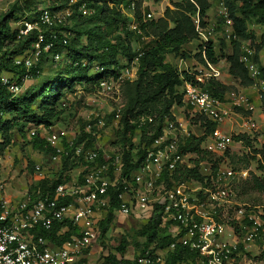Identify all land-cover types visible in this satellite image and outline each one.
<instances>
[{
  "label": "built area",
  "instance_id": "1",
  "mask_svg": "<svg viewBox=\"0 0 264 264\" xmlns=\"http://www.w3.org/2000/svg\"><path fill=\"white\" fill-rule=\"evenodd\" d=\"M74 1L68 0V5ZM138 1L145 21L162 17L163 10L173 9L174 4L180 0H158V3H165L164 9L160 11L151 9V0ZM207 1L210 8L215 9L216 18L206 16V24L201 26L198 13L192 17L197 33V40L193 43L200 45L197 51L201 54L203 64L197 62V68H192V71L186 69L199 85L180 77L182 106L172 107L170 117H165L161 123L159 135L149 143L142 140L141 129L154 124V118H139L133 143L136 153L142 152V160L135 170L123 174L122 150L117 149L112 157L107 154L108 147L115 139V130L121 128L124 107L122 87L125 81L136 79L135 66L131 74L121 70L116 76H103L97 81L86 98L87 112L83 123L75 131L56 130L43 124H30L26 128L29 139L38 138L51 149L49 155L54 163L61 164L62 159L77 162L80 168L77 175L79 179H64L42 193L39 183L49 177L41 165L36 164L32 176L35 181L32 192L34 196L26 193L13 202L5 195V178L0 173V264H75L81 261L99 238L100 223L105 221L111 205L110 189L118 191L115 194L118 205L112 211V221L104 241L108 239L111 225L118 218L133 222L135 229H139L148 222L156 207L157 213H160L159 228L170 240L163 247L154 242L147 248L141 247L134 251V258L129 259L133 264H169V255L178 247L186 250L190 257L175 264H260L254 252L264 249V244H261L264 234L262 210L256 207L260 211H255V207L239 204L228 214L226 209L235 198L232 185L227 181L232 171L221 165L213 168L205 160L195 163L197 155L184 150L191 136H203L200 149L218 159L223 158L221 161L224 162L228 160L225 157L228 152L245 147L242 140H236L233 136H249L248 132L264 131V113L259 115V124L252 117L234 110L239 107L252 112L253 106L247 103L243 95L228 93V97L220 101L200 86L209 79L219 80L221 76L217 64L206 58V46L215 39L229 43L234 38L224 0ZM135 3L129 1L127 7L123 4L117 7L131 19L133 31L137 27ZM79 10L90 13L91 9H86L82 4ZM70 14L69 8L58 11L44 8L39 12L37 20L24 23V29H19V35L22 36L32 29L37 30L36 40L30 48L12 57V63L25 71L21 80L29 79L30 69L38 64L40 67L41 55L47 54L54 45L56 36L51 35V40L45 43L40 25H61ZM67 36L64 34L63 45L67 43ZM241 51L240 62L249 76L255 78L259 70L252 60V51L245 45H242ZM51 55L54 62L63 57L62 52ZM80 65L89 66L94 73L105 70L87 60H82ZM40 74L39 69L36 75ZM17 80L18 75L15 73L2 72L0 88L4 87L13 97L19 95L23 86ZM195 117L216 126L208 134L196 136L189 124ZM225 122H229L231 128L235 125L237 131L231 129L225 132L220 126ZM81 133L84 134L83 139L77 142ZM152 134L147 131L145 137H152ZM255 140L264 146V136L259 135ZM195 167L202 177L201 181L173 180L176 171ZM239 175L246 178L248 170H241ZM59 224L63 226L55 231V226ZM68 225L72 231L59 244L44 236V233L55 231L54 237H61L63 232H69Z\"/></svg>",
  "mask_w": 264,
  "mask_h": 264
},
{
  "label": "trees",
  "instance_id": "2",
  "mask_svg": "<svg viewBox=\"0 0 264 264\" xmlns=\"http://www.w3.org/2000/svg\"><path fill=\"white\" fill-rule=\"evenodd\" d=\"M109 1L112 4V7L110 8L107 3L98 5L96 0L87 5V7L93 11V15L91 17L103 18L109 31H114L118 29V24H122L126 19H128L131 23V19L123 15L117 9L118 5L123 4L124 7H127L129 1H135L134 18L137 23V27L135 31L132 30L127 33V38L135 36L140 43V48L136 55V79L133 81H125L122 87L124 107L122 110V130L119 136V141L124 143L127 140V135L130 137L134 133L139 118L149 116L154 118V124L147 127V131L153 133L152 137L146 138L145 135H142V140L149 143L153 137L159 135L161 123L165 117H170L172 107L182 106V92L180 90L182 81L180 77H182L185 81L192 82L194 85H199L186 70L178 71L175 65L170 64L165 59L166 55L172 54L175 58L186 59L192 57L198 63L203 64L199 51L191 56L190 52L184 50L183 48L185 45L193 43L197 40V33L192 17L198 13L201 26H205L206 23L204 22V18L207 16L210 4L207 0H180L174 4L173 9L166 8L162 17L155 20L144 21L140 11V1L127 0V3L125 4L121 0ZM83 3L84 1L78 0L71 6L79 8L78 6ZM57 4L58 6H56ZM224 4L227 7L230 27L234 34V38L229 42L230 53L227 55L224 54L225 43L222 39H217L216 42H210L206 46L205 55L207 60L211 63L217 64L219 58H225L228 62V74L236 81L239 87H252L255 85V78L249 76L246 68L240 62V57L242 55L241 47L242 45H245L252 51V60L258 66L259 70L258 78L262 79L264 83V69L260 65L259 57L261 50L264 48V0H224ZM71 6L68 5V0H53L52 5L46 8L49 11H58L66 8L71 9ZM71 15L72 13L66 18V20ZM35 20H37V18ZM249 21L261 27L263 26V31L259 41H257L255 32L248 28ZM64 25L65 23L52 27L40 25V30L45 36V43L51 40V35L56 36V39L53 40L54 45L47 54L60 53L67 49L65 53L66 57L74 64L72 70L77 74L80 73L81 75L77 76L76 79L78 78L79 81L83 79L89 81L92 86L91 89H93V86L101 77L110 75L116 76L120 73L123 67L119 63V57L128 58L129 60L133 57L128 45L121 43L120 36L117 37L118 41L116 43L113 45L109 43L102 44L101 49H95L96 51H94L93 54L85 53V48H81L80 50H76L74 47L70 48V40L68 36L67 43L63 45L62 40L64 39V34L67 35V33H64L63 31L65 29ZM21 28L24 29V26L22 25L20 29ZM137 31H139V33ZM82 34L87 36L89 44H99L101 41V38L95 34L94 30L89 29L88 31H83ZM36 37L37 30L35 29H32L24 36L19 35V28H16L14 32L11 31L8 24H3L0 30V72L15 73L18 75V84L24 76L25 71L12 63V57L19 55L30 48V46L35 42ZM7 41H10V43L13 44L11 45V49H4V42ZM199 46L200 45H197V50L200 49ZM45 55L46 54L43 53L41 57L43 58ZM71 55L74 57H71ZM82 60H87L89 63H97L105 70L102 73L91 72L89 66L82 67L80 65ZM39 69V64L30 69L28 72L29 78L39 77V75H36V71ZM74 81L75 80L72 79V83ZM61 84V81L58 80V83H56V80H54L50 85L60 87ZM200 86L213 98L220 101H222L228 93L238 94V90L235 87L232 85H226L219 80L209 79ZM68 87L70 88L71 85L68 84ZM55 91V94H53L54 91L50 92L47 97L48 100H54L55 96H61L60 90L56 89ZM12 98H14L12 94L4 87L0 88V129L6 128L7 130H10L13 128V125H11L9 121L10 117L8 114L9 102L12 101ZM32 101L33 97L29 100V102ZM234 109L244 115L250 114V112L244 111L239 107H235ZM36 118L42 120L44 115ZM31 124H43L45 126H50L40 121H35ZM215 126L216 125L213 123H208L205 129V135L212 131ZM83 135V133L78 135L77 142H80L83 139ZM234 138L236 140H242L246 146L251 147L252 140L249 136L242 134ZM33 140L43 142L38 138H34ZM203 140V136H191L185 145L184 150L195 153L197 157L201 159L213 156L200 149V145ZM50 151L51 149H49V153ZM252 154H261V167H263L264 146L260 150L253 149ZM241 158L236 157L235 155L229 156V160L233 165L240 161L243 163L244 168L247 169L249 160L248 154H242ZM141 160V151L135 153L134 157L129 153V151H125L123 153V174L125 175L135 170L139 166ZM172 178L176 182H185L190 179L202 180V177L197 171V167L176 171ZM59 182V179L51 182L48 178L41 181L39 183V187L42 193H46L47 190L52 189ZM253 183L256 189L264 191V184L259 179L253 177ZM109 192L112 196L111 205L105 221L100 223V235L102 238L105 237L112 221V211L116 209L118 205V201L115 196L118 191L116 192L113 189H110ZM154 210V213L145 225L141 226L139 229H134L133 232L137 236L136 244L133 246L135 247L134 249H140L141 247L147 248L154 242H157L158 246L163 247L170 242V240L164 236L163 231L159 228L160 213H157L158 207ZM62 226V224L56 225V228H54L55 231ZM68 227L69 232L64 234L59 239L54 237L55 231L50 234L44 233V236L49 237L54 243L59 244L61 241H64L69 237L72 227L70 225H68ZM126 248V241L124 238H121L119 244L115 248V253L106 254L103 258L102 264H133L131 261L123 260L121 258L119 259L117 256L122 255ZM188 257H190L188 252L183 248L178 247L169 255L168 262L169 264H175L177 261L187 259Z\"/></svg>",
  "mask_w": 264,
  "mask_h": 264
},
{
  "label": "rangeland",
  "instance_id": "3",
  "mask_svg": "<svg viewBox=\"0 0 264 264\" xmlns=\"http://www.w3.org/2000/svg\"><path fill=\"white\" fill-rule=\"evenodd\" d=\"M53 0H0V30L3 24H8L11 31L19 28L24 23H30L35 20L38 13L52 5ZM78 1V0H75ZM72 2L73 5L76 2ZM84 1V6L89 9L87 5L91 4L95 0H82ZM98 5L107 3L108 7H112L109 0H96ZM127 3V0H121ZM155 2L153 0L149 1L151 9L153 11L163 10L165 3ZM70 5V6H71ZM58 6V4L56 5ZM82 6V4H81ZM79 7V6H78ZM72 15L65 21L64 33H67L70 44L69 47H74L76 50L85 48V53L93 54L95 49L100 50L102 44L109 43L113 45L116 43L117 37L120 36L121 43L128 45L133 57L129 60L128 58L119 57V63L123 67L121 70H127L129 74L133 73V67L137 65L136 55L140 48V43L135 36L127 38V33L132 31L131 23L126 19L122 24H118V29L114 31H109L106 27L103 18H92L93 11L90 13H83L79 8L71 6ZM164 11V10H163ZM74 15V16H73ZM80 15V16H79ZM208 18H216L215 9L210 8L207 11ZM248 28L255 32L257 41L260 40V36L263 31V26L254 24L253 22H248ZM89 29L94 30L95 34L101 38L99 44H89L87 41V36L83 35V31H88ZM264 36V34H263ZM217 39L214 41L216 42ZM225 43V42H224ZM10 41L4 42V49H11ZM197 44L190 43L186 46V51H189L191 56L197 52ZM66 50H63V57L60 61L54 62L52 60L51 53L46 54L40 61V71L39 77L29 78L25 81H19V84L23 86V91L12 98L9 102V117L10 123L13 128L7 130L6 128L0 129V173L2 177L5 178V195L13 202L24 197L26 193L33 195L34 181L32 179L33 169L36 164L41 165L43 171L49 177V180L54 181L59 179L74 181L78 178V173L80 171L77 162L71 159H62L61 164L54 163L50 159L49 149L44 142L35 141L29 139L26 133V128L29 124L40 121L45 124L52 126L56 130H65L66 132L75 131V129L82 125L84 116L87 112V107L85 106L86 98L92 92V86L89 81L81 80L79 81L77 76H81L80 73H76L72 70L73 65L70 64V59L66 57ZM230 53L229 43H225L224 54ZM71 57H74L71 55ZM174 55H166V61L172 65H175ZM262 64L264 69V51L262 52ZM195 60V59H194ZM196 61V60H195ZM197 62V61H196ZM218 69L221 72L219 81L225 83L226 85H232L238 90V94L243 95L249 105L253 106V110L248 111L250 114L248 116L252 117L256 123L261 122L260 114L264 113V83L263 80L255 77V85L249 88H242L236 83L235 80L228 74V62L225 58H219L217 63ZM197 67V66H196ZM192 68H187V70L192 71ZM183 69L181 71H184ZM1 73V72H0ZM72 79L75 80L72 83ZM56 80L61 81L60 87H55L52 82ZM68 84L71 87H68ZM52 87V88H51ZM60 90L61 96H55L54 100H48L47 97L51 91ZM181 90V88H180ZM33 97V101L29 100ZM234 106H232L233 110ZM235 110V109H234ZM233 110V111H234ZM244 110V109H243ZM245 111V110H244ZM184 112V110H182ZM44 118L41 120L36 117ZM187 115V113H186ZM189 117V115H188ZM35 120H34V119ZM190 128L196 136H200L202 133H206V126L208 124L205 119L200 117L192 118L189 121ZM221 128L228 132L231 129L237 131L236 126L231 128L229 122H225L220 125ZM262 129V128H261ZM122 127L115 130V139L108 147L107 154L113 156L117 153V149L121 152L129 151L134 157L136 153V146L133 143V139L136 137L133 133L130 137L127 135V140L122 143L119 141V136ZM147 128L141 129V134L146 135ZM260 133L248 132L251 138V147L246 146L243 148H234V152H228L225 157L228 158L226 161H221L223 158L218 160L215 156H209L206 158H198V161H207L211 165H221L222 168H228L232 171V174L228 177L227 181L232 185L235 193V198L233 199V204L229 205L226 209L228 214L233 212L236 205L246 204L255 207V211L262 210L264 214V191L258 190L254 187L253 177H256L264 184V166L262 165L261 154L253 155V149L260 150V142L255 140L256 137L261 135L264 136V131L259 130ZM208 134V133H207ZM234 138V136H233ZM242 154H248V176L242 178L239 175L241 170H245L243 163L238 161L234 165L230 162L229 156L235 155L240 157ZM242 159V158H241ZM258 207L260 210H256ZM264 218V217H263ZM122 220L116 221L111 225V230L108 232V239L105 241L104 238L99 235L95 247L91 248V258L92 263L101 264V259L103 255L108 253H115V248L119 244L121 238L126 241L127 249L122 254L124 259H133L134 253L136 251L133 247L136 244L137 236L133 232L131 222L128 221L127 224H123ZM261 244H264V234L261 238ZM133 248V249H132ZM255 259L264 264V249H260L259 252L255 251ZM118 257L121 255H117Z\"/></svg>",
  "mask_w": 264,
  "mask_h": 264
},
{
  "label": "crops",
  "instance_id": "4",
  "mask_svg": "<svg viewBox=\"0 0 264 264\" xmlns=\"http://www.w3.org/2000/svg\"><path fill=\"white\" fill-rule=\"evenodd\" d=\"M187 45H189V44H187ZM187 45H185V47L183 48L184 50H186V46ZM264 51V48L261 50V52H260V54H259V57H260V65H261V67L263 66V64H262V59H261V56H262V52ZM189 52V51H188ZM197 66V62L194 60V58H186V59H182V58H177L176 60H175V67H176V69L177 70H183V69H187V68H189V67H191V68H197L196 67ZM228 95L229 94H227L226 96H225V98H227L228 97ZM33 179V178H32ZM33 181H34V179H33ZM34 184H35V181H34ZM122 220L121 222L125 225V224H127V222H128V220H126V219H123V218H118V220ZM130 224H132V229H135L136 227H135V225L133 224V222H131ZM66 227V226H65ZM108 231V230H107ZM67 232L65 231V232H63V234L61 235V237L64 235V234H66ZM107 233V232H106ZM58 239L60 238V237H57ZM95 245V244H94ZM93 245V247H95ZM93 247H92V249H93ZM127 249V248H126ZM133 249V248H132ZM91 250V249H90ZM126 251V250H125ZM133 253H134V251H132ZM92 252L91 251H89L82 259H81V261H79V262H77V263H75V264H94V263H92V258H91V254ZM104 256L105 255H103V257H102V259H101V264H102V262H103V258H104ZM119 259L121 258V259H123V260H128L129 261V259H124V258H122V255L121 256H119L118 257Z\"/></svg>",
  "mask_w": 264,
  "mask_h": 264
}]
</instances>
